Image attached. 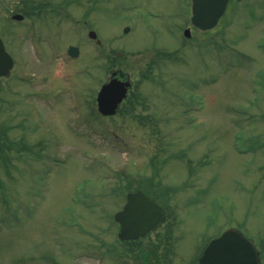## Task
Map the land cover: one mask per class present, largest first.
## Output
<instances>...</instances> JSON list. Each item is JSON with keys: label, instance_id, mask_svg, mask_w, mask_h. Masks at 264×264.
<instances>
[{"label": "rangeland", "instance_id": "374dc122", "mask_svg": "<svg viewBox=\"0 0 264 264\" xmlns=\"http://www.w3.org/2000/svg\"><path fill=\"white\" fill-rule=\"evenodd\" d=\"M190 16L191 0H0L16 60L0 79V264H198L229 227L264 264V0H230L207 31ZM114 68L135 108L101 116ZM136 188L167 219L123 241L113 214Z\"/></svg>", "mask_w": 264, "mask_h": 264}, {"label": "water", "instance_id": "95a60500", "mask_svg": "<svg viewBox=\"0 0 264 264\" xmlns=\"http://www.w3.org/2000/svg\"><path fill=\"white\" fill-rule=\"evenodd\" d=\"M229 0H192V23L202 29L214 27L223 15ZM185 33L190 36V29ZM90 36L95 37L94 31ZM13 60L5 51L0 39V75L7 73ZM130 82L113 78L103 85L97 100L104 114H112L126 96ZM121 224L119 236L123 239L145 235L165 218L163 208L152 201L143 191L127 195L122 210L115 214ZM200 264H259V257L253 242L240 230L229 228L212 240L200 259Z\"/></svg>", "mask_w": 264, "mask_h": 264}, {"label": "flooded vegetation", "instance_id": "af4514ba", "mask_svg": "<svg viewBox=\"0 0 264 264\" xmlns=\"http://www.w3.org/2000/svg\"><path fill=\"white\" fill-rule=\"evenodd\" d=\"M80 54H81V57L83 58V47L80 49ZM115 70H118V73H120V70L117 68V69H115ZM119 76H120V74H119ZM82 101H83V97H82ZM120 107H119V109H118V111L120 112ZM117 111V112H118ZM121 111L123 112V111H125L124 109H121Z\"/></svg>", "mask_w": 264, "mask_h": 264}]
</instances>
